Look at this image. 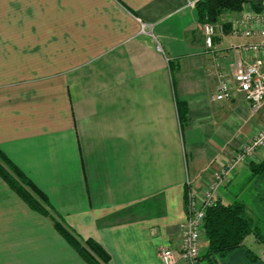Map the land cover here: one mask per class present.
<instances>
[{"label":"crops","instance_id":"0c3cea01","mask_svg":"<svg viewBox=\"0 0 264 264\" xmlns=\"http://www.w3.org/2000/svg\"><path fill=\"white\" fill-rule=\"evenodd\" d=\"M190 1L0 0V151L53 209H31L0 175V264H89L53 220L99 243L106 264H163L159 251L177 250L188 183L201 193L264 128V103L214 99L212 68L215 55L233 72L259 37L219 30L239 15L226 13L208 51ZM262 159L264 147L250 161ZM248 163L217 199L250 196ZM246 248L219 264H263Z\"/></svg>","mask_w":264,"mask_h":264},{"label":"built area","instance_id":"2783aa9c","mask_svg":"<svg viewBox=\"0 0 264 264\" xmlns=\"http://www.w3.org/2000/svg\"><path fill=\"white\" fill-rule=\"evenodd\" d=\"M197 0L188 5L195 6ZM229 30L244 37L258 36L257 41L242 45L243 50L252 56L249 60L237 61L233 72L228 73L218 56H213L212 68L216 77L214 99L227 101L236 92H241L251 111H257L264 103V0L259 9L242 11L229 21ZM204 44L208 51H214L213 37L216 25L203 23ZM224 26H219L222 30ZM142 30L144 24L142 23ZM158 50H161L158 46ZM264 147V128L249 139L236 153L215 172L213 179L201 192H196L190 185L186 192L187 215L180 223V241L177 250L170 247L159 251L163 264H200L202 225L206 209L216 201L217 191L228 181L238 163H248Z\"/></svg>","mask_w":264,"mask_h":264},{"label":"trees","instance_id":"16d2710c","mask_svg":"<svg viewBox=\"0 0 264 264\" xmlns=\"http://www.w3.org/2000/svg\"><path fill=\"white\" fill-rule=\"evenodd\" d=\"M260 1L197 0L196 9L202 22L216 23L223 14L238 12L246 3H250L255 9H259ZM228 28L229 24L224 23V30H228ZM0 158L8 164L15 174V178L10 176L7 169L0 164V175L8 186L23 198L31 209L46 215H48L46 207L53 211L47 203L45 194L1 151ZM248 165L251 177L246 182L247 188L250 196L253 193V200L256 201L260 210L264 211V159L258 162L250 161ZM247 199L241 198L239 195H235L234 200L228 203L216 199L214 204L206 209L202 225V237L206 241V247L201 259H206L207 264H219V259L242 247L245 237L250 234H253L256 240L264 244V235H262L261 229L255 224L248 210ZM53 224L57 232L84 261L89 264H106L108 262V254L99 243L92 239H80L74 231L64 226L59 220H53ZM245 253L251 262H256L259 259L249 247L246 248Z\"/></svg>","mask_w":264,"mask_h":264},{"label":"rangeland","instance_id":"374dc122","mask_svg":"<svg viewBox=\"0 0 264 264\" xmlns=\"http://www.w3.org/2000/svg\"><path fill=\"white\" fill-rule=\"evenodd\" d=\"M246 10H247L246 4H243L242 5V9L240 11H238V12L240 13V12H242V11L244 12ZM228 13H232V12H228ZM206 22H209V21H206ZM224 23L225 24H229L230 22L228 20H226ZM0 164L5 169H7V171L9 172V175L10 176H12V177L15 176V174L13 173V171L11 170V168L8 166V164L2 158H0ZM238 178H240V176ZM231 187H234V186H231ZM246 188L244 189V191L246 190ZM246 191H247L246 193L248 194L249 193V189L246 190ZM233 192H234V190H232V189L231 190H228L226 192L225 195H229V196L223 198L224 202L228 203V202H232L234 200V198H233ZM241 194H242V192L240 193V195ZM247 201H248L247 203L249 205L248 206V210L251 213V216L253 217L255 224L259 227V229H261L262 235H264V211L263 210L261 211L260 210V207H258L256 201L253 200V193L247 199ZM244 244L247 247L251 248L253 250V252L258 256V258H259L258 261H260V262H262L264 264V244L262 242H259L258 240H256L253 234H250V235H248V236L245 237Z\"/></svg>","mask_w":264,"mask_h":264}]
</instances>
